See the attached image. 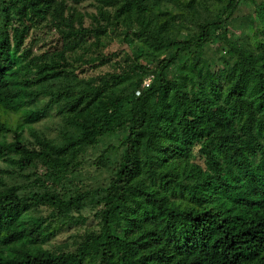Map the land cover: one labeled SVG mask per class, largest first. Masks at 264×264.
I'll list each match as a JSON object with an SVG mask.
<instances>
[{
  "label": "trees",
  "instance_id": "1",
  "mask_svg": "<svg viewBox=\"0 0 264 264\" xmlns=\"http://www.w3.org/2000/svg\"><path fill=\"white\" fill-rule=\"evenodd\" d=\"M0 264H264V0H0Z\"/></svg>",
  "mask_w": 264,
  "mask_h": 264
},
{
  "label": "rangeland",
  "instance_id": "2",
  "mask_svg": "<svg viewBox=\"0 0 264 264\" xmlns=\"http://www.w3.org/2000/svg\"><path fill=\"white\" fill-rule=\"evenodd\" d=\"M251 6H245L241 8V14L238 13L239 16H242L244 14H248V12L251 11ZM81 11L84 12H90L92 11V6L89 5L88 3L83 4L82 6H80ZM94 11V10H93ZM180 37H182V35H180ZM36 48H38V46H36ZM34 52H38V49H36V51L34 50ZM151 77H149L148 79H146V82H148V80ZM44 101H47V98H42ZM45 102H39L37 105L38 106H43ZM62 119H61V115H59L55 109H50L46 115L45 118H42L39 122L34 124V128L35 130L39 133V134H44L47 138H52V139H59V131L61 128V123ZM26 133V137H28L29 141L33 142V139L30 137V135L28 134V132ZM117 145V140L113 137H106L103 140H101L100 144L97 145L95 148H89L87 149L86 153H84L80 158L79 161L83 163V168L80 171V179L78 181H76L77 187L79 189H86L88 188V186H94L96 181L98 179H100V182H103L102 179H104L107 176V173H104L103 170H101L99 172L98 169L95 168L94 165H92L93 163L96 162L97 157L104 151H107L109 149V146ZM38 149V148H36ZM41 171V170H40ZM16 176H18L16 174ZM16 183V184H25L26 180H20L18 182H16V179L12 178L11 176L8 177L6 179V184L10 185L12 183ZM99 182V183H100ZM83 186V187H82ZM43 211V210H41ZM41 211H37L35 214L37 215H43V213ZM85 215L87 217L86 222L84 223V228L95 223L94 218L92 216V212L90 211H86ZM80 232H82V230L84 229L82 226L78 227ZM62 235H58L54 240H53V244L57 245V244H61L62 242ZM52 243V242H51ZM50 245H46V247H48Z\"/></svg>",
  "mask_w": 264,
  "mask_h": 264
},
{
  "label": "built area",
  "instance_id": "3",
  "mask_svg": "<svg viewBox=\"0 0 264 264\" xmlns=\"http://www.w3.org/2000/svg\"><path fill=\"white\" fill-rule=\"evenodd\" d=\"M148 83H149V80H148V82L145 81L143 85L148 86Z\"/></svg>",
  "mask_w": 264,
  "mask_h": 264
},
{
  "label": "clouds",
  "instance_id": "4",
  "mask_svg": "<svg viewBox=\"0 0 264 264\" xmlns=\"http://www.w3.org/2000/svg\"><path fill=\"white\" fill-rule=\"evenodd\" d=\"M149 82H150V80H149ZM144 84V83H143ZM149 84V83H148Z\"/></svg>",
  "mask_w": 264,
  "mask_h": 264
}]
</instances>
